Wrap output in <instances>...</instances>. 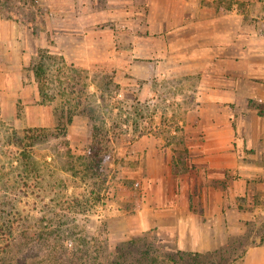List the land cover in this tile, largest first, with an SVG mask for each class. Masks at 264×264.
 Segmentation results:
<instances>
[{
  "label": "rangeland",
  "instance_id": "obj_1",
  "mask_svg": "<svg viewBox=\"0 0 264 264\" xmlns=\"http://www.w3.org/2000/svg\"><path fill=\"white\" fill-rule=\"evenodd\" d=\"M139 1L146 6V0ZM133 3L0 0V16L16 22L19 38L15 48L0 52V264H91V257L106 260L117 245L150 232L135 234L131 228L146 200L140 198L147 195L146 156L137 143L142 137H163L156 140L160 154L172 145L175 169H186L189 152L182 143L190 124L181 121L190 110L196 112L195 99L204 95L195 91L196 78L186 87L183 78L178 84L166 75L137 78L130 73L147 61L121 60L115 52L133 45L120 42L132 13L109 18L101 11V18H91L92 8ZM205 3L217 12L244 9V39L253 32L261 37L256 56L243 60L240 71L250 103L246 116L264 119V78L243 76L252 62L264 66V0ZM139 17L146 23V15ZM91 26L100 28L110 44L91 45ZM105 50L111 51L106 58ZM96 126L108 129L112 139L113 160L102 174L91 171L88 150ZM38 127L45 131L29 137L28 128ZM244 134L237 136L238 146L255 154L257 137ZM261 159L264 163V150ZM263 230L261 220L256 228L227 231L217 248L224 257L218 263L241 264L247 246Z\"/></svg>",
  "mask_w": 264,
  "mask_h": 264
},
{
  "label": "crops",
  "instance_id": "obj_2",
  "mask_svg": "<svg viewBox=\"0 0 264 264\" xmlns=\"http://www.w3.org/2000/svg\"><path fill=\"white\" fill-rule=\"evenodd\" d=\"M133 2V6L91 9L92 19L101 18V11L109 18L132 13L128 30L119 38L133 45L115 52L121 60L147 62L130 74L146 81L166 75L177 84L183 78L185 87L195 77V91L204 95L195 99L196 112L190 110L181 121L190 124L182 143L189 152L185 170L175 169L172 145L165 156L160 154L156 140L163 137L147 135L137 141L146 156L147 195L140 198L146 200L130 230L136 234L154 229L173 249L215 250L227 231L239 233L264 221V119L246 116L250 103L240 71L243 60L249 63L256 56L257 38L261 37L253 32L244 39L240 14L245 13L240 9L217 12L205 0H146V6L143 1ZM143 14L146 23L140 21ZM15 23L0 16V52L10 50V45L15 48L19 40ZM97 29L91 26V45L110 44L109 37ZM107 53L111 51L105 50V58ZM255 64L246 67L243 76L264 78V66ZM250 91L255 94V88ZM244 132L257 137L260 147L255 145V154L238 146L237 136L243 137ZM241 264H264V230L247 246Z\"/></svg>",
  "mask_w": 264,
  "mask_h": 264
},
{
  "label": "trees",
  "instance_id": "obj_3",
  "mask_svg": "<svg viewBox=\"0 0 264 264\" xmlns=\"http://www.w3.org/2000/svg\"><path fill=\"white\" fill-rule=\"evenodd\" d=\"M229 9L224 10L226 12ZM240 11L245 12L244 9H240ZM41 70L42 67L37 70V73L39 74ZM43 131H45V128L38 127L28 128L27 132L28 136L31 137ZM111 141L108 129L102 126L95 127L93 134L89 137L88 144L91 171L102 174L104 167L113 160L112 148L110 147ZM152 231L153 229L150 232ZM150 232H143L142 236L117 245V250L113 251L106 260L102 259L101 256L91 257V264H219L218 259L223 257V255L218 256V249L212 250L215 252L208 251L204 253L181 249L171 252L159 238L153 236ZM209 253H214V256Z\"/></svg>",
  "mask_w": 264,
  "mask_h": 264
}]
</instances>
